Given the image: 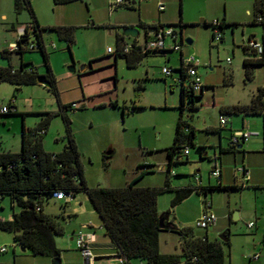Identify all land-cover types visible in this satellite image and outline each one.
Here are the masks:
<instances>
[{
	"label": "rangeland",
	"instance_id": "obj_1",
	"mask_svg": "<svg viewBox=\"0 0 264 264\" xmlns=\"http://www.w3.org/2000/svg\"><path fill=\"white\" fill-rule=\"evenodd\" d=\"M256 1L258 0H171L170 11L176 23L174 25H179L180 22L185 24L183 27H173L177 33L176 43L186 56L192 54L199 60L198 75L206 84L207 97L197 101L198 109H186L184 112V117L190 122L194 119V125L199 122L198 118L200 121L214 119L213 123L218 124V111L206 110L207 103H249L258 87L264 85L263 67H254L252 81H247L245 77L244 60L254 56L247 53L244 47L251 36L260 40L263 33L261 26L251 25ZM30 2L40 25H54L56 21L63 20L75 27L77 33L71 51L56 33H42L50 55L49 63L57 80L59 100L44 85L20 87L15 98L19 114L2 117L0 152H21L23 125L26 129H36L43 114H57L61 105H72L75 102L82 108L69 113V117L89 188L125 187L141 171V163H151L155 167L154 173L146 175L139 185L163 186L166 168L162 171L159 166L167 160L164 150L173 144L180 115L178 107L181 93V85L173 78L165 76L163 68L174 70V77H178L179 73L175 70L181 63V52L151 55L134 69L128 68L126 61L119 58L115 67L114 59L107 58L108 49H116V34H123L125 29L121 23L133 18L132 12L125 10L124 5L111 13L110 4L113 0H82L65 5H54L53 0ZM134 3L137 6L135 20L141 17L139 10L143 4H151L153 7L151 0H136ZM223 19L235 21L237 25L223 28L221 42L213 38V29L205 23H222ZM32 22L33 17L28 8L17 14L14 0H0V68L20 67V54L14 53L7 59L1 52L15 41L13 32H24L25 27ZM146 25L148 24L140 23L134 26L138 29L140 37ZM47 33L50 35L46 36ZM36 39L33 38L34 41ZM187 40L192 43H187ZM127 41L130 42L129 39ZM52 43L57 46L56 50L50 48ZM166 45L167 50H172L171 38H167ZM91 57L104 59L97 61L94 73H86L84 67H89L88 61ZM28 59L32 61L29 63H32L40 76L47 73L40 51L26 52L24 61ZM228 59L231 60L230 63ZM70 68L75 70L71 71ZM116 74L119 80L117 86L114 81ZM88 82L92 87L102 83L109 88V92L90 96L87 94ZM15 89L16 86L12 84L0 83V107L9 105ZM117 100L119 107H114L113 104ZM125 102L130 106L136 103L142 109L123 115L122 107ZM253 120L260 122L263 134L264 119ZM65 136L63 118L55 115L44 135L45 148L52 149L53 152L62 151L67 143ZM262 138L261 136L260 139ZM110 149L114 151V155L106 166L104 156ZM191 153V158L200 160L197 149H191ZM203 166L202 174L207 182V169L210 170L211 166L207 163ZM173 168L176 173L175 171L186 167L178 165ZM179 180L173 177L172 181L178 183ZM213 180V183H217L216 179ZM173 199V192L161 193L158 196V210L161 213L170 212L171 219L180 227L192 228L196 235H205L204 229L196 227V221L203 213L206 196L193 193L172 208ZM208 199L213 204L212 213L217 219L216 224L209 228V239L216 240L221 233L230 231V245L225 246V264H264V184L254 187L249 182L239 190H217L209 194ZM80 202L83 204L80 205ZM66 203V200L51 198L45 204V212L58 215ZM2 205V219H11L15 212H19L17 205L12 207L9 198L3 200ZM71 206H75L78 215L62 220L65 234L55 236V242L60 250L61 264H85L76 239L72 238L71 233L85 222L97 221L98 215L86 194L78 195L76 200L70 202L68 208ZM229 206L233 213L232 221L227 215ZM256 218L259 219L258 224L254 229H250L248 224L256 223ZM0 247L7 248V252L0 255V262L54 264L53 257L34 255L29 250L22 251V248L14 243L13 234L10 232L0 230ZM258 251L262 254L261 261L250 260ZM135 262L141 264L139 261ZM182 262L184 263V259Z\"/></svg>",
	"mask_w": 264,
	"mask_h": 264
},
{
	"label": "trees",
	"instance_id": "obj_2",
	"mask_svg": "<svg viewBox=\"0 0 264 264\" xmlns=\"http://www.w3.org/2000/svg\"><path fill=\"white\" fill-rule=\"evenodd\" d=\"M78 1L82 0H53V3L54 5H65ZM263 3L264 0L255 2V12L251 23V25L261 26L263 29L261 36L263 52L258 55L255 51H251L248 46L244 47L247 53L254 56L252 59L244 60L247 81L253 80L254 67L260 66L264 69V23L258 24L256 22L258 15H264ZM14 7L17 14H20L24 8H28L31 11L33 22L25 27V37L17 42L20 47L19 51L11 52L4 49L1 52V55L7 59H10L12 54L18 53L22 60L18 69H14L12 66L0 68V83L7 82L16 86L12 100L7 107L9 111L7 113L0 112V124L2 117L19 114L15 105V98L22 86L44 85L59 100L57 80L49 63L50 55L44 45L42 33H56L59 39L67 43L68 49L71 51V47L75 43L77 30L73 26L41 27L35 17L30 0H14ZM205 25L210 26L214 31L213 24L205 23ZM235 25L237 24L225 23L223 19V22L220 23V29ZM167 26L171 27L172 25L160 24L155 27ZM175 26L183 27L180 24ZM30 35L38 38V50H29L26 47ZM116 39L117 57L125 59L129 68L135 67L149 55L173 52L172 50L145 52L136 38H126L123 34H117ZM150 39H153V36L147 34L145 41ZM127 45L131 46V50L125 53L124 47ZM28 51L41 52L44 64L47 67L45 75L40 76L32 63L24 61V54ZM175 71L181 74V101L178 107L180 115L175 127L173 144L166 150L168 164L164 186L141 188L135 185L136 181L125 187L89 188L69 117V113L77 111V109H72V105H61L57 114H43L36 129H26L23 125L21 152H0V208H3L2 201L6 198L10 199L13 208L15 205L19 208V212H15L11 219L0 218V230L12 233L14 243L21 248L29 250L34 255L53 257V261H55L60 258V250L56 246L55 236L65 234L62 220L66 219L61 214L46 213L45 204L57 193L72 198L80 194H86L102 221L105 234L111 239L119 255L125 259V264H132L135 261L143 264H225V246L230 245V242L219 239L210 240L208 229L205 230L203 236L196 235L192 228L178 229L175 232L180 235L182 240V254H162L160 251V236L165 232L160 228L161 214L158 210V196L161 193L167 191L174 193L171 205L174 208L193 193L207 196L208 193L217 190L230 192L244 187L243 185L224 186L221 179L217 181L216 185L209 187H202L197 183L187 187L172 185L171 178L175 176L173 167L185 163L188 158V155L184 154L186 148L190 150L197 147L196 129L184 117V112L186 109L189 111L197 110L196 100L201 99L203 94L202 92L195 94L186 85V76L182 65ZM40 78L44 79V84L39 82ZM122 109L126 110L125 107ZM219 111L221 116L264 117V85L258 87L248 104L238 103L222 106ZM55 115H60L63 118L66 127L65 138L67 139L64 150L58 154L46 152L42 143V139L49 129L51 119ZM40 132L43 133L40 134ZM231 147L235 148L234 146ZM198 149L204 148L198 147ZM109 152L112 151H108L104 156L105 162H107L106 166L109 165L112 158V155L108 154ZM194 180L196 182V178ZM209 203V199L206 198L204 205L206 206ZM67 205L66 203L62 207L65 208ZM163 215H170V212ZM231 217L232 214L230 220ZM167 225L173 226L172 223H167ZM183 259L184 263L182 262ZM0 264L14 263L0 262Z\"/></svg>",
	"mask_w": 264,
	"mask_h": 264
},
{
	"label": "crops",
	"instance_id": "obj_3",
	"mask_svg": "<svg viewBox=\"0 0 264 264\" xmlns=\"http://www.w3.org/2000/svg\"><path fill=\"white\" fill-rule=\"evenodd\" d=\"M135 1L136 0H125V3H124L125 8L124 9L131 11L133 18L128 22L126 21L124 23H121V25H123L125 28H127L126 26L134 27L140 23L143 25L148 24L143 29L142 37H140L139 34L136 37L139 44H143L145 42L147 34L152 35V33H154V32H148L149 28L158 26L160 24L161 25H172L171 27L175 26L174 24H176V23L172 17V11H170L171 10V7H170L171 6V0H151V2L153 3V7L151 4L150 5L149 4H146V5L143 4L139 10V12L141 13L140 14L141 17L139 16L140 18L138 20H135L136 13H137L136 12L137 6L134 3ZM159 3L165 4L166 7H165L164 11H159V9H158ZM118 9H120V7ZM118 9H116L115 11H117ZM112 12H114V11H111V13ZM254 12H255V6H254ZM184 14H185V10H184ZM224 20H225V23L237 24V23H235V21H227L226 19H224ZM184 21H185V18H184ZM56 22L57 23H54V25L53 24L52 25L42 24L40 26L43 28L58 27V26H72L71 24L66 23L63 20L62 21H56ZM185 22H186V24L189 23L188 21H185ZM179 24L185 26V24H183L182 22H180ZM221 31L223 32V29H221ZM17 36H18V33L13 32V38H15V40H16ZM116 38H117V34H116ZM250 39H256V38L254 36H251L248 39V41ZM14 42L15 41L11 42L10 44H12ZM116 50H117V46H116V49L114 50V52L109 53V56L107 57V58H113L114 59V66L115 67L117 65L118 59L121 58V57H117ZM168 51H170V50H168ZM166 53H170V52H166ZM166 53H164V54H166ZM180 54H181L180 55L181 56L180 66H181L182 65V59L185 56V54L184 53H180ZM152 55H154V54H152ZM156 55H158V54H156ZM150 56L151 55L145 57L139 64H137L135 67L130 68V69H134V68L138 67L144 60L148 59V57H150ZM102 59H104V58H102ZM102 59H97V58L91 57L88 61L89 67L88 66L84 67V71L86 73H88V72L94 73L97 61H100ZM121 59H123V58H121ZM25 62H32V61H30V59H28ZM180 66L178 67V69L180 68ZM109 76H111V75L109 74ZM114 77H115V79H114L115 86H117V84H119V80L117 79V74ZM99 78L101 79L102 77H99ZM141 87L142 86H140V88ZM204 87H206V84H204ZM143 89H145V87ZM181 89H182V87H181ZM107 91L109 92V88L102 85V83L100 85L98 84L96 87L89 86V82L87 83V94L90 96L102 95V94L108 93ZM202 93L203 94H202L201 100L204 97H207V96H205V89L202 91ZM84 99H86V93H84ZM198 100L199 99L196 100V104H197ZM180 101H181V93H180ZM117 102H118V100L116 101V103L113 104L114 107H119V104H117ZM234 104H236V103L225 104V103L213 102L211 104L207 103L205 105L207 108L206 110L212 109V110L218 111V113H219L218 124L213 123L214 119H212L210 121H208L207 119H202V121H200L201 119L198 118L199 122L197 123V125H194L192 122V121H194V119L191 120V122H190L191 126L196 129V146L197 147L193 148V149L198 150L200 160L196 161V159L191 158L192 153H191V149H190L187 160H185V163L181 164V165H183V167H186V168H183L181 171H175L176 172L175 176H173V177L180 179L178 181L179 184L172 181L173 177L171 178V183L173 186H175V187H187V186H190L192 184H196L197 182H195V180H194L196 177H198L200 179V183H197V185H199V186L209 187V186L216 185L217 183H213V181H214L213 179H215V178L210 176V171L212 169V164H213L214 158L218 159L219 165L221 167V183H222V185H224V186L243 185L244 186L245 184L250 182V184L252 186L259 187V186L264 184V132H263V134L261 133L260 122L253 120V119H257V118H260V119L263 118L264 119V117H262V116H244V115L224 116L228 119V122L225 126H221V124H220L221 114H220L219 108L222 106L234 105ZM240 104H248V103H240ZM15 105L17 107L16 102H15ZM3 106H5V105H3ZM3 106H1V107H3ZM78 106L79 105H77V107ZM123 107L126 108V110L122 109L123 115H125L126 113L127 114L134 113L136 110L142 109L141 107H138L136 103H133L130 106L128 103L125 102ZM81 108L82 107L79 106L77 108V111L80 110ZM134 108H136V109H134ZM17 111H18V108H17ZM262 130L264 131V129H262ZM246 131L258 132V133H260V135L252 137L248 142L242 144V147L240 149L237 148L239 145H232L231 139H232L233 135L235 133H238V132H246ZM261 136L263 137L262 140L260 139ZM42 143H43L44 150L48 153L58 154L64 150L63 149L62 151L53 152L52 149L51 150L46 149L44 137L42 139ZM231 146H234L235 148H232ZM198 147H202L204 149L200 150V149H198ZM64 148H65V146H64ZM166 150H164L165 152L164 151L163 152L166 154L167 160L165 161V164L159 166V168L162 171L165 168L167 169V164H168V157H167ZM109 151H112L111 153L110 152L109 153L113 157L114 151L112 149H110ZM204 163H207L209 166H211L210 170L207 169V172H208L207 182L204 181V176L202 174ZM154 167L155 166L151 165V163H141V167H140L141 171H139V173H137L136 176L128 184L137 181L135 183V185L138 187H141V188L156 187L155 185H150V184H147L144 186L139 185V183L146 177V175L154 173L153 172ZM174 167H176V166H174ZM242 168H245L248 171V173H249L248 176H245L244 172L242 171ZM181 179H183V180H181ZM165 182H166V178H165V181L163 183V186H164ZM158 187H162V185L158 186ZM209 194H211V193H208L206 198H208ZM77 197L72 198L69 201H66L68 206H70V202L73 200H76ZM58 201H62V200H58ZM210 203H211L210 210L212 211L213 204L211 201H210ZM82 204L83 203L80 202V205H82ZM68 206L65 208L61 207L62 211H61V213H58V214L63 215L65 219H68V218L72 219L74 216L78 215L77 209L75 208V206L74 207L71 206L70 208H68ZM158 209H159V207H158ZM204 210H205V205H204ZM204 210H203V212H204ZM159 212H160V210H159ZM227 212H228L227 215L229 216V218H230V215L232 214V217H231V220H232L233 213L231 211L230 206H229V208L227 207ZM160 214H164V213L160 212ZM201 215L199 216V218L201 217ZM258 220L259 219H257L256 225L258 224ZM90 223L92 224V226H90L89 228H87L84 231L87 234H94V236H95L94 237V243L92 244L93 254L96 257L95 264H96V262L98 264H120L118 257H117V248L114 246L111 239L105 234V232L102 228V221L98 216H97V221L91 220V221L85 222L78 229L73 230L71 233L72 238H75V234L78 231H80L83 226H86ZM167 223H172L173 226H175L177 228L175 231L182 228V227H180L179 224H177L176 221L171 219L170 215H169V219L166 222V224ZM256 225H255V227H256ZM182 229H184V227ZM175 231L165 230V232H163L161 234V236H160V251L162 254H182V252H183L182 240H181L180 235L178 233H176ZM208 232H209V229H208ZM223 233H221L220 235H222ZM261 259H262V254H261V258L259 261H261ZM132 264H139V263L133 262ZM141 264H143V263H141Z\"/></svg>",
	"mask_w": 264,
	"mask_h": 264
},
{
	"label": "built area",
	"instance_id": "obj_4",
	"mask_svg": "<svg viewBox=\"0 0 264 264\" xmlns=\"http://www.w3.org/2000/svg\"><path fill=\"white\" fill-rule=\"evenodd\" d=\"M125 3V0H113V2L110 4V11H115L119 7L123 6ZM158 9L159 11H164L165 10V5L163 3L158 4ZM262 10L264 11V3L262 4ZM256 22L258 24L264 23V15L260 14L258 17H256ZM214 26V39L217 41H222L223 34L220 29V22L216 21L213 24ZM153 39H150L149 41H145L143 44H140L145 52L148 51H162V50H167V45H166V40L167 38H171L173 41V45L171 46L172 51H179L182 53V48L177 45L176 40H177V33L175 32L173 27H158V31L152 33ZM25 37V31L21 32L18 34L16 40L14 43L9 45L8 50L11 52L19 51V45L18 41H21ZM34 35H30V38L26 44V47L29 50H38L39 49V43H38V38L36 41L33 40ZM45 45V42H44ZM46 46V45H45ZM247 46L251 51H255L258 55L263 52V47L261 43V39H250L248 41ZM47 47V46H46ZM50 48L52 50H56L57 47L54 43L51 44ZM131 50V46L127 45L124 47V52L128 53ZM114 52L113 49L109 48L108 53ZM228 63L231 62L230 59L227 60ZM198 67H199V60L196 58L194 55H185L182 59V68L185 71V76H186V85L189 86L195 94H199L203 91L204 84L198 75ZM163 73L167 77H171L174 79V81L178 84L181 83V74H179L178 77H174V72L167 67L163 68ZM8 106H3L0 108L1 113H7L9 109L7 108ZM77 104L73 103L72 104V109L76 110ZM14 111V109H12ZM228 122V119L224 116H221L220 118V124L221 126H225ZM43 132H40L42 134ZM260 133L258 132H238L235 133L231 139L232 145H242L246 142H248L252 137L259 136ZM185 155L189 154V148H186L184 151ZM242 171L244 172L245 176H248V171L245 168H242ZM173 174H175L173 172ZM210 176L215 178L217 181H220L221 179V167L219 165L218 159L214 158L213 164H212V169L210 171ZM196 182L200 183V179L196 177ZM54 199L57 200H66L69 201L72 199V197L64 195L62 193H57L54 194L53 196ZM40 210V208H38ZM216 216L212 213L210 210V203L205 206V210L201 217L197 220L196 222V227L199 229H204L207 230L211 227H213L216 224ZM256 223L255 222H250L248 224V227L250 229H253L255 227ZM92 226V224H88L86 226H83L80 231H78L75 234V239L77 242V247L78 250L84 259L85 264H95V255L93 254V249H92V244L94 243V234H87L84 230ZM7 252L6 247H0V255L4 254ZM117 257L119 260L120 264H125V259L119 255V252L117 251ZM261 258V253L256 252L254 253L251 257L250 260L252 261H259Z\"/></svg>",
	"mask_w": 264,
	"mask_h": 264
},
{
	"label": "water",
	"instance_id": "obj_5",
	"mask_svg": "<svg viewBox=\"0 0 264 264\" xmlns=\"http://www.w3.org/2000/svg\"><path fill=\"white\" fill-rule=\"evenodd\" d=\"M157 31H158V27H152V28L148 29V32H157ZM138 34H139V31L135 27H127V28H125L123 30V35L126 38H136L138 36ZM46 35L49 36L50 33H47ZM187 43L191 44L192 41L191 40H187ZM70 70L74 71L75 69L74 68H70ZM39 82L44 84V79L40 78ZM241 147H242V145H239L237 148L240 149ZM108 154H110V153H108ZM168 219H169V215H165V216L163 214L160 215V221H161L160 228H161V230H173V231H175L177 229L175 226H169V225L166 224ZM218 239L222 240L224 242H228L229 239H230V231L228 230V231L224 232L222 235L219 236ZM22 251H26V249L22 248ZM54 264H61L60 258L56 259L54 261Z\"/></svg>",
	"mask_w": 264,
	"mask_h": 264
}]
</instances>
